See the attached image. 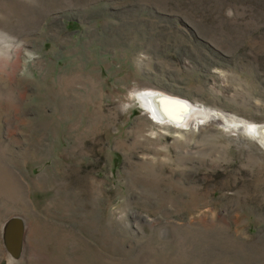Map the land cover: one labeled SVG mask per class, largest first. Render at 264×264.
<instances>
[{
	"label": "rangeland",
	"instance_id": "obj_1",
	"mask_svg": "<svg viewBox=\"0 0 264 264\" xmlns=\"http://www.w3.org/2000/svg\"><path fill=\"white\" fill-rule=\"evenodd\" d=\"M144 89L227 121L160 124ZM237 121L264 124V0H0V264H264Z\"/></svg>",
	"mask_w": 264,
	"mask_h": 264
},
{
	"label": "bare ground",
	"instance_id": "obj_2",
	"mask_svg": "<svg viewBox=\"0 0 264 264\" xmlns=\"http://www.w3.org/2000/svg\"><path fill=\"white\" fill-rule=\"evenodd\" d=\"M137 95L144 101L149 118L160 124L183 129L189 126L203 127L208 123L227 121L219 111L197 106L187 99L163 91L144 89ZM233 127L252 133L264 147V124L237 121Z\"/></svg>",
	"mask_w": 264,
	"mask_h": 264
},
{
	"label": "water",
	"instance_id": "obj_3",
	"mask_svg": "<svg viewBox=\"0 0 264 264\" xmlns=\"http://www.w3.org/2000/svg\"><path fill=\"white\" fill-rule=\"evenodd\" d=\"M262 146V145H261Z\"/></svg>",
	"mask_w": 264,
	"mask_h": 264
}]
</instances>
